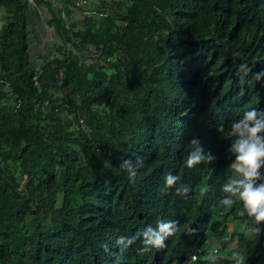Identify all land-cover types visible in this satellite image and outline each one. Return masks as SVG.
Masks as SVG:
<instances>
[{"label":"trees","instance_id":"obj_1","mask_svg":"<svg viewBox=\"0 0 264 264\" xmlns=\"http://www.w3.org/2000/svg\"><path fill=\"white\" fill-rule=\"evenodd\" d=\"M36 7L53 42L35 54ZM0 8V264H239L233 251L264 264V233L246 235L264 224L221 204L222 185L242 178L231 122L264 112V0ZM193 138L216 159L188 168ZM160 220L178 231L140 252Z\"/></svg>","mask_w":264,"mask_h":264},{"label":"clouds","instance_id":"obj_2","mask_svg":"<svg viewBox=\"0 0 264 264\" xmlns=\"http://www.w3.org/2000/svg\"><path fill=\"white\" fill-rule=\"evenodd\" d=\"M240 72H247V64H241L239 66ZM264 74V70L254 74L256 81H259L260 76ZM259 117V118H257ZM218 131L223 130V125L217 128ZM233 143L230 151L235 153V161L230 165V170L238 174V177L230 178L227 183L222 185V191L226 193L221 200V204L225 207H231L238 200L242 204V208L238 210L239 216H247L255 225L264 224V183H259L260 180H264V176L261 175L260 169L264 168V112H258L256 109L248 110L243 113V116L239 120L231 122V131L228 134ZM192 150L189 152L186 166L192 168L195 165L207 161L212 162L216 159L211 153L205 154L201 142L197 138H193L190 141ZM129 161H124V164H128ZM142 164V161H140ZM123 166V165H122ZM136 176V172H131V177ZM180 177L167 173L164 177V181L167 187H172L179 181ZM183 193L187 194L189 188L181 185ZM207 191V189H204ZM177 194H180V189L177 190ZM178 221L169 220L164 222L160 220L157 222V228L153 229L150 225L145 227L143 232L144 239L142 240L143 248H140V252H146L151 247L162 249L166 247L164 240L168 236H173L178 231ZM250 232H254L255 235L264 233V229L261 227L249 228L246 235ZM126 236H120L117 238L116 243L122 244ZM136 237L132 236L128 238V245L131 246L135 243ZM213 253L218 252V247L213 248ZM239 257V264H245V257L238 251H233L229 259ZM197 257L194 254L191 258L196 260Z\"/></svg>","mask_w":264,"mask_h":264},{"label":"crops","instance_id":"obj_3","mask_svg":"<svg viewBox=\"0 0 264 264\" xmlns=\"http://www.w3.org/2000/svg\"><path fill=\"white\" fill-rule=\"evenodd\" d=\"M34 1V0H33ZM59 5V0H52ZM35 6V4H34ZM37 10V11H36ZM30 15L31 24L33 30L30 33V47L33 53L43 52L47 47L51 46L53 42V35L50 28L46 25V16L48 11L46 8H37ZM4 9L0 8V27L3 23Z\"/></svg>","mask_w":264,"mask_h":264},{"label":"built area","instance_id":"obj_4","mask_svg":"<svg viewBox=\"0 0 264 264\" xmlns=\"http://www.w3.org/2000/svg\"><path fill=\"white\" fill-rule=\"evenodd\" d=\"M31 3H34V1L33 0H29ZM89 2V0H76V4L78 5V6H84V5H86L87 3Z\"/></svg>","mask_w":264,"mask_h":264},{"label":"rangeland","instance_id":"obj_5","mask_svg":"<svg viewBox=\"0 0 264 264\" xmlns=\"http://www.w3.org/2000/svg\"><path fill=\"white\" fill-rule=\"evenodd\" d=\"M92 0H89V2H91ZM52 41H53V39H52ZM50 44H52L51 43V41H50ZM231 228V227H230ZM211 241H209V243H210ZM213 242V245L215 246V245H217L216 244V242H214V241H212ZM210 245V244H209ZM218 256H223L224 255V252H220L219 254H217Z\"/></svg>","mask_w":264,"mask_h":264}]
</instances>
